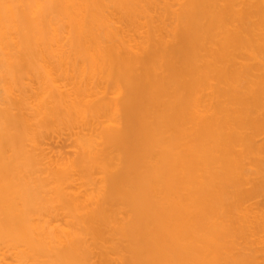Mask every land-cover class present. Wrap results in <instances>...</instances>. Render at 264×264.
Listing matches in <instances>:
<instances>
[{
  "label": "bare ground",
  "instance_id": "1",
  "mask_svg": "<svg viewBox=\"0 0 264 264\" xmlns=\"http://www.w3.org/2000/svg\"><path fill=\"white\" fill-rule=\"evenodd\" d=\"M0 264H264V0H0Z\"/></svg>",
  "mask_w": 264,
  "mask_h": 264
}]
</instances>
